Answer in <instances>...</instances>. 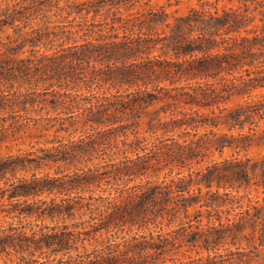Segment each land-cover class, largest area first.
<instances>
[{
    "label": "clouds",
    "instance_id": "9594fccd",
    "mask_svg": "<svg viewBox=\"0 0 264 264\" xmlns=\"http://www.w3.org/2000/svg\"><path fill=\"white\" fill-rule=\"evenodd\" d=\"M143 2L148 7L161 8L169 7L175 3V0H160V3H155V0L153 3H149V0H143ZM216 2L217 0H203V5L208 9L207 13L196 10L192 16L182 17L183 23L176 31L177 40L170 39L169 44L180 46V40L183 39L185 41L183 46H191L195 49L197 45L203 43V38L211 33L217 22H229L235 27H244L247 30V26L254 19L264 18V0H223L224 5L230 8L227 15L211 13L210 10L215 7ZM84 3L85 0H0V21L10 19L9 14L15 10L28 9L24 16L19 17L13 23L12 28L7 29L6 33H0V42L4 44L11 42L15 45L28 39L36 42L34 48L31 46L25 48L22 54L21 59L25 60V65L22 66L24 71L35 74L33 70L38 62L41 59L45 61L48 59L44 56L45 48L52 49L50 56L54 61L49 65L51 72L46 76L41 74L43 79L49 83H42L40 82L41 77H37L27 83L22 81L23 88L16 87L4 93L10 101L27 105L24 113H21L19 108L15 109L17 119L22 115L25 121L37 120L55 132L60 125L83 124L87 120H95L97 111L105 110L107 106L122 97L134 96L138 92L151 93L160 89L168 92L176 91L175 88L155 80L150 82V86L135 84L131 91L128 88L121 89V81L117 77L130 66L135 67L137 64L135 60L113 54L107 49L88 47L87 44L83 47L76 44L65 47L66 38L69 36L73 40L85 38L87 28L84 32L79 28L75 32L68 31L72 19L81 25L85 24L86 16H75L73 13V17H68V13L76 5ZM184 23L189 25L187 32L183 30ZM49 27L55 35L50 41L45 40L42 44L39 43L40 36L47 34ZM88 34L91 35V33ZM96 35L99 37L100 34ZM130 35L137 34L131 33ZM164 52L165 48L162 47L160 54ZM65 55L69 57L68 60L64 59ZM214 55L215 53L209 54L207 49L204 52L195 51L191 59L184 63L198 62ZM72 57L76 58L75 64L72 63ZM29 59L32 62L31 65H28ZM98 72L105 73L104 78H111L112 83L106 86L96 81ZM53 76L55 80L52 79ZM191 83L203 87L208 82L193 81ZM50 84L55 85L51 91H49ZM204 90L208 91L207 88ZM33 96L41 97L45 103L33 108ZM52 103L55 105L54 111L47 106ZM144 114L148 116V120L152 121L150 128L137 130L133 119L126 117L124 124L132 130L133 135L131 137L124 135L123 139L114 135V130L119 129L121 124L119 122L109 123L107 120L103 123L89 125L87 128H74L72 132L58 137L49 136L50 140L59 139L65 146L71 144L88 153L76 169L62 171L59 175L43 171L36 172L34 168L20 171L9 160H0V164H10L7 172L0 173V191L9 193L14 189H19L21 183L42 182L45 178L50 182L64 180L75 186L81 180L95 179L98 170H106L112 174L106 181L105 187L99 191L96 186H92L76 192L75 195L69 193L52 197L45 194L31 198L20 193L11 201L12 204L27 208L43 200L51 202L55 198L57 205L64 202L62 207L57 209L62 215L56 220H45L41 223L35 219L30 220L27 216L5 217L0 213V240L7 237L11 243L9 248L11 255H0V264H57V262L89 264L90 260L94 262L98 256H110L111 254L124 256L126 264H163L165 258L159 257L158 253L154 254L153 250L156 247L169 250L171 242L177 238L178 234L190 237L193 229L197 227L201 230V236H210L212 240L205 253H199V246L197 247L198 254L189 257L192 264L201 260H211L212 264H264V248L252 242L250 237H248V244L240 243L247 233L239 237L230 235L220 246L214 243L217 239V232L230 233L232 231V224L229 223L227 215L229 211L234 221H239L244 216L246 208L244 198L247 189L241 192L240 186L246 184L248 180L259 178L264 173V160L246 150H241L247 148L244 143L245 139L249 142L253 139H260L256 135L257 121L246 122L247 110L236 114L235 119L230 123L238 125L246 122L248 126L243 131L238 130L227 143L236 144L239 147L210 153L208 160L199 168H178L176 172L167 174L170 177L167 181L155 177L137 178L131 174L120 176L119 173H130L133 169L139 170L147 160L161 152L167 153L172 158H183L196 154L194 151L196 145L193 140L195 134L187 128L172 127L174 120L180 121V114L159 117L155 114V110L151 114L147 112ZM8 116V112L0 111V130L7 128L4 121ZM12 122V120L8 121V123ZM145 123L147 124L148 121L146 120ZM109 136L113 138L109 140ZM212 142L215 143V140ZM89 144H104L105 147L93 154L88 147ZM53 146L59 145H48V147ZM204 168L207 172H204ZM197 172L203 175L198 176ZM113 176L116 179H113ZM69 177L73 179L69 180ZM205 179L214 180L216 183L205 187L203 183ZM220 181H225V183H220ZM181 182L185 188L189 183L197 185L198 190L193 188L185 191L178 187ZM169 189L174 194L172 196L173 207L167 209L165 205L169 199ZM136 196H140V199H136ZM193 196H198L200 204L197 210L203 216L208 217L211 213V216L203 222L193 223L190 216L186 218V213L179 210L181 198H187L191 203ZM232 199L236 203L221 207L220 201ZM242 200H244L243 203H241ZM71 208H75V211L69 216L67 213ZM217 213L224 217L223 221L216 219ZM162 214H164L162 219L156 218ZM124 215H128L129 219L136 224L135 229L131 226L125 228L113 223L115 220L123 219ZM9 224L15 229L14 231H8ZM43 224L49 226L44 228L43 234L57 238L54 246H58L62 235H66L61 232V228L66 225L68 232L72 233L70 250L53 255L50 250L43 253L36 252L35 247L29 244L21 248L22 239L34 238L31 239L32 245L40 241ZM109 224H113V227L108 228ZM52 227H55V232L51 231ZM101 227L107 230L100 231L97 235L85 236V233L93 232ZM213 229L216 231H212ZM200 243L203 244L204 241L201 240ZM13 248L15 251H12ZM129 252L131 255H127ZM176 264H188V262L177 261Z\"/></svg>",
    "mask_w": 264,
    "mask_h": 264
},
{
    "label": "trees",
    "instance_id": "16d2710c",
    "mask_svg": "<svg viewBox=\"0 0 264 264\" xmlns=\"http://www.w3.org/2000/svg\"><path fill=\"white\" fill-rule=\"evenodd\" d=\"M182 0H175L173 5H179ZM153 3V0H149ZM147 6L143 0H85L84 4L76 5L72 11L68 13V17L86 16L85 24L81 25L75 19L71 20L68 31L75 32L77 28L85 32V38L73 40L70 36L66 38V44H76L83 47L85 44L88 47H98L101 50H110L113 54L126 56L130 60L137 62L135 67H129L120 76L117 77L121 81L120 87L128 88L129 91L140 84L150 86V82L155 80L161 84H167L173 87L176 91L168 92L164 89L159 91L154 90L151 93L138 92L134 96H127L117 99L115 103L110 104L103 111H97V118L95 120H87L83 124L74 125H60L53 132L52 128L42 125L37 120H27L23 122L13 121L18 123L19 128L32 127L38 130L41 136H45L52 132V135L58 137L62 134L70 133L74 128H87L89 125L96 123H103L107 120L111 122H119L121 127L114 130V135L123 139L124 135L131 137L132 130L124 124V119L132 118L133 124L137 130L150 128L152 121L148 120V116L144 113H153L159 117L166 115L176 116L180 114V121H173V128H187L193 136L196 145L195 153L183 158H172L165 152L154 155L150 160H147L143 167L139 170H130V173H119L120 176L135 175L137 178L155 177L167 181L170 177L169 173L176 172L177 169H187L189 167L199 168L205 164L209 158V154L213 152H221L227 149L239 147L236 144L227 143V141L234 137L237 131H243L248 125L247 121H257V137L260 139H253L249 142L244 140L247 145L246 149L242 151H250L252 147L264 146V128L261 126L264 120V18L257 17L248 26L247 30L244 27H235L229 22L219 23L214 26L211 33L203 38V43L192 49L191 46H183L185 41L180 40V46H172L169 40H177L176 31L183 23L182 17L192 16L193 12L199 10L200 12H208L206 6L203 5V0H199L198 4L192 6L185 13H179L178 9L170 10L169 7L157 8L144 7ZM28 9L15 10L9 14L10 19L0 21V33H6L7 29L12 28L13 23L24 16ZM213 15H227L230 8L224 5L223 0H217L215 7L211 10ZM147 22V23H145ZM185 32L189 31L188 23H184ZM15 31V29H13ZM88 33H91L89 35ZM99 33V37H97ZM136 33L137 35H130ZM148 33V35H145ZM55 32L49 27L47 34L40 36L39 43L45 40H51ZM6 39H10L6 37ZM34 48L36 42L28 39L21 41L18 44L13 43L4 44L0 42V109H10L13 111L11 118H15V109L19 108L21 113L27 110V105L10 101L5 92L10 91L16 87L23 88L24 83L29 80H35L41 77L40 82L49 83L43 79L41 75H48L51 72L49 65L53 64L50 53L52 49L45 48L44 56L48 57L45 61L41 59L34 68V75L24 71L25 60L21 59L25 48ZM165 48L164 54H160L161 48ZM207 49L209 54L215 53L214 56H209L198 62L185 64L189 61L193 52H204ZM147 57V59H144ZM158 57V59H155ZM68 60V56H64ZM72 63H76V58H71ZM31 60H28V65H31ZM196 64V66H193ZM105 73L98 72L96 74V81L104 85H110L112 79H105ZM55 80V77H52ZM63 79V77H61ZM70 79V78H69ZM22 81L24 83H22ZM193 81L208 82L203 87L200 85H193ZM134 82V83H130ZM145 82H149L146 84ZM55 86L49 85V91ZM207 88L206 92L204 89ZM15 95V93H13ZM45 101L38 96L32 97V107L36 108L39 104ZM53 111L55 110L54 103L47 105ZM248 111L246 122L240 124H232L230 121L235 119L236 114L242 111ZM43 111V109H41ZM22 116V115H21ZM148 121L146 124L145 121ZM67 122H65L66 124ZM166 130V129H161ZM109 136L108 139H112ZM215 140V143L212 141ZM46 143L52 145H59L48 147L49 144L41 146L35 150L25 153L9 154L0 156V160L7 159L12 164L17 166L20 171H26L29 168H34L36 172L61 174L62 171H71L77 168V165L88 155L87 152L79 149L74 145L65 146L59 139L44 140ZM83 143V142H82ZM89 149L93 154L97 150H102L104 144H89ZM191 151V150H189ZM264 160V155H255ZM10 164H0V173L7 172ZM91 172V169H89ZM204 172L207 169L204 168ZM198 176L203 173L197 172ZM112 174L106 170H98L96 178L91 181L81 180L78 185L67 183L64 180L48 181H33L32 184L21 183L19 189H14L11 193L0 191V213L5 217L27 216L30 220L35 219L43 223L45 220H56L61 217L62 213L57 209L62 207L57 205L56 199L51 202L43 200L38 204L21 208L19 205L12 204L11 201L20 193L28 197H41L47 194L48 196L58 197L71 193L75 195L78 191H83L84 188L96 186L97 190L105 187L106 181ZM116 179L115 176L112 177ZM72 180L73 177H69ZM204 186L208 187L216 183L214 180L205 179ZM225 183V181H220ZM187 191L198 186L189 183L186 188L183 187V182L178 185ZM247 189L246 208L244 216L239 221L232 219V213H227L229 223L232 224V231L230 233L217 232V239L215 245L223 244L226 237L230 235L241 236L247 233V236L240 240L241 244H248L251 238L252 242L264 248V173L259 178L248 180L246 184L240 186V191L244 192ZM262 193L263 196H255L253 193ZM169 199L165 208L173 207L172 196L173 192L168 190ZM140 199V196H136ZM91 199V196H89ZM211 199V198H210ZM241 201V203L244 202ZM215 202V201H214ZM221 207L236 203L234 199L223 200L219 202ZM200 204L198 196L191 198V203L187 198H181L179 206L180 211L186 213V218L191 217L193 223L196 221L203 222L211 216H203L198 210L197 206ZM75 208L68 210V215L71 216ZM157 216V219L163 218ZM218 221H223L224 217L219 213L216 215ZM116 225H122L127 228L131 226L136 228L128 215H124L123 219L115 220ZM47 224H43L41 228L40 241L32 245L31 239L21 240L20 247L23 248L25 244L35 247L36 252H45L50 250L53 255H59L61 252H66L71 248L72 233L68 232L67 226L61 228L62 235L60 244H56V237H48L43 234L44 228H48ZM113 227L109 224L108 228ZM12 225H8V231H14ZM107 229L101 227L93 232L85 233V236L97 235L100 231ZM55 232V227L51 228ZM200 229L197 227L193 229L190 237H183L178 234L177 238L171 242L170 249L156 247L153 253L159 254V257L165 258L163 264H176L177 261H187L192 264L189 257L198 254L197 247L199 246V253L208 251L209 242L212 238L200 235ZM216 231V230H212ZM204 243L201 244L200 241ZM79 242V240L77 241ZM11 243L5 237L0 240V255H11L9 248ZM12 251H15L13 248ZM127 255H131L129 252ZM63 264V262H57ZM89 264H126L124 256L119 254H111L110 256H98L97 259L89 261ZM196 264H212L211 260L197 261Z\"/></svg>",
    "mask_w": 264,
    "mask_h": 264
},
{
    "label": "rangeland",
    "instance_id": "374dc122",
    "mask_svg": "<svg viewBox=\"0 0 264 264\" xmlns=\"http://www.w3.org/2000/svg\"><path fill=\"white\" fill-rule=\"evenodd\" d=\"M198 2L199 0H182L179 5H173L169 7V9H178L179 13H185L190 7L197 5ZM155 3H160V0H155ZM144 7H148V5ZM0 111L8 112L9 114L13 113L10 109H0ZM14 116L15 118H11V115H9L4 121V123L7 124V128L0 130V156L25 153L41 146H45V144H51L46 143L44 140L49 136H53L52 132L42 137L35 128H19L18 123H8L9 120L16 122L24 121L23 116H20L19 119H17L16 115ZM261 126L264 128V120H262ZM249 153L254 155H264V146L252 147ZM253 194L255 196H263L262 193L254 192Z\"/></svg>",
    "mask_w": 264,
    "mask_h": 264
}]
</instances>
